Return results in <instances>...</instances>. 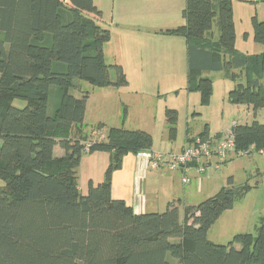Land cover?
<instances>
[{
    "label": "trees",
    "instance_id": "trees-1",
    "mask_svg": "<svg viewBox=\"0 0 264 264\" xmlns=\"http://www.w3.org/2000/svg\"><path fill=\"white\" fill-rule=\"evenodd\" d=\"M101 15L94 0H0V264H264V216L256 235L239 233L227 244L208 237L223 213L256 187L249 182L237 186L228 178L219 192L187 206L183 219L181 200L164 212L137 213L113 198V172L128 154L152 150L153 136L111 127L93 141L84 132L88 94L74 95L75 81L128 85L122 66L105 58L111 32L98 23ZM183 16L184 24L165 33L187 41L191 89L207 98L205 72L239 70L246 78L234 77L231 101L264 106V52L236 50L231 0H187ZM253 23L254 39L264 46V21ZM52 85L60 100L50 116ZM177 117L176 109H166L171 137ZM187 134V142L221 138L210 137L207 126ZM230 135L234 155L264 148V124L257 120L235 124ZM56 146L65 156L55 157ZM87 146L89 153H109L110 163L105 179L90 181L83 194L78 168Z\"/></svg>",
    "mask_w": 264,
    "mask_h": 264
},
{
    "label": "rangeland",
    "instance_id": "rangeland-1",
    "mask_svg": "<svg viewBox=\"0 0 264 264\" xmlns=\"http://www.w3.org/2000/svg\"><path fill=\"white\" fill-rule=\"evenodd\" d=\"M100 1L94 0V3L100 9L107 10L105 9V14H102V21L101 17L97 18V21L111 32L112 40L109 44L107 62L112 63L113 54L117 52L122 38L120 30L113 27L111 29L108 25V22L111 23V2L108 0V3L102 5ZM167 1L169 3L159 0L160 9L169 15L172 14L173 18L179 20L176 22H185L183 10L187 0ZM231 8L236 50L245 55L262 54L264 46L254 39L253 20L257 17L259 21H264V0H231ZM105 18L109 21L106 22ZM159 34L158 36L153 34L141 36L140 40L134 44L131 42L127 45V49L125 48V54L136 58L139 66L145 69L143 73L127 75V86L96 87L86 81H75L77 87L72 93L77 97L88 94L84 132L89 139L95 141L100 140L102 136L106 138V133L111 127L145 130L153 136L154 150L168 153L180 151L185 144L188 129L199 134L207 126L210 137H228L235 124H250L255 120L264 124V106L256 108L252 103L232 102L230 99V92L238 82L234 77L238 78L240 75L244 81L245 72L232 69L205 72L203 76L211 80V93L206 98L202 91L191 89L194 80L189 82L185 47L182 54L183 61L175 67V70L160 72V69L155 68L153 71L149 59L152 56H161L164 48L168 49V43L165 42L168 40L162 37L170 35L164 33L160 36ZM182 39L185 41V38L182 37ZM177 53H179L178 47ZM111 76L112 79L115 78L114 73ZM57 90V87H53L49 96V109L52 114L60 100L56 94ZM167 108L176 109L178 114L174 137L169 134V125L166 121ZM99 130H103L102 133H99ZM101 152L104 153L96 151L86 153L82 157L78 175L80 191L83 194L87 193L90 180H93L95 184L104 180L110 155L105 151ZM227 159L221 164L220 169L211 171L210 177L206 174L202 175L200 192L196 190L195 178L190 183H183L180 173L167 174L170 185L159 186L158 206L155 210L164 212L169 200L179 198L182 200L180 210L181 219H183L184 204H199L219 192L227 184L228 178L233 177L234 184L237 186L249 182L256 187H253L235 204L233 209L226 211L216 221L210 228L208 237L215 243L227 244L239 233L256 235L260 218L264 216V179L260 176V173H264V156L255 152L249 155L243 152L234 155L232 152ZM189 174L193 176L197 172ZM0 184H2L1 180ZM236 247L240 246L237 244Z\"/></svg>",
    "mask_w": 264,
    "mask_h": 264
},
{
    "label": "crops",
    "instance_id": "crops-1",
    "mask_svg": "<svg viewBox=\"0 0 264 264\" xmlns=\"http://www.w3.org/2000/svg\"><path fill=\"white\" fill-rule=\"evenodd\" d=\"M109 1L111 2V8H110L111 23L108 22L109 23L108 25L110 26L111 29L114 28V29L120 30V37L122 38V41H121L122 43H120V46L117 52L113 54L114 60L110 64H117V65L122 66L126 75L128 76L130 75V73L133 75H137V73H140V72L143 73L145 69L139 66L138 62L136 61V58L128 57L125 54L127 45H129L131 42H133L134 44L136 41L140 40L139 37L147 35V34H153L156 36H158L159 32L161 34H164L165 31L176 28L184 24L185 22L183 21L176 22L178 19L173 18L172 14L169 15L166 11H164L163 9H160L159 0H109ZM163 1L165 3H169V1L167 0H163ZM99 3H102V5H105L106 3H108V0H104V1L102 0ZM96 6L99 8L97 4ZM105 9L104 8L100 9L103 15L105 14ZM106 17L108 18V16ZM107 20L105 18L106 22ZM101 21H102V15H101ZM160 27H165V28H160ZM159 28L160 30H157ZM153 31H158V32H153ZM161 34L159 35L162 36ZM169 35L170 36L165 35L166 37H162L168 40V41H165L168 43V49L164 48V51H162L161 56L159 57L152 56L149 59L151 67L153 68V71L155 70V68L160 69V72H169V71L175 70V67L180 62L182 63L183 61L182 54H184V47L187 50V60L186 61H187V67L189 68L188 45H187L186 39L185 41L182 39V37L183 38L185 37L181 35H174V34H169ZM111 38H112V35H111ZM110 40L104 45V55H105L106 60H107L108 52L110 48V45H109ZM177 47H178L179 53H177ZM53 87H57V86L52 85L50 87L49 96L51 94V89ZM56 94L59 97V88ZM14 105L17 107H23L24 103L22 101H15ZM87 105H88V102H87ZM56 107H55V110H56ZM48 113L50 116L54 114V113L52 114V111H50L49 105H48ZM86 113H87V109H86ZM101 124L102 123H100V125ZM102 131L103 130H101L99 133H102ZM188 132L190 133L189 134L190 137L197 135L196 133H193L192 130L190 129L187 131V133ZM186 142H187V138H186L185 144L182 146L180 151L184 148V146L186 145ZM1 145H2V141L0 139V147ZM152 150L156 151L154 150V148ZM98 153H104V152L98 151ZM54 155L55 157H63L65 156V151L60 146H56L54 150ZM192 172H197V171L192 170L190 173ZM170 173L178 175L179 172L177 173L176 171H172L166 168L165 169H154L151 167L148 168L146 172H144L143 167H142V161L140 160V158L137 156V154L130 153L124 157L121 168L113 172L112 196L115 199L125 200L128 203V205L132 206L137 213L159 212L155 210L157 209L155 207L158 206L157 198H158V194L160 191L159 186L160 185H170V181L167 176V174H170ZM193 178L196 179V183H197L196 190L197 192H200L202 189L201 186H202L203 180L201 181V183H199V181L197 180L198 173L193 176L191 175V182L193 181ZM139 179H141L140 185H139ZM90 181L94 183L93 180H90ZM102 181L103 180H101L100 182ZM173 201H179V198L172 199V201L169 200V202H173ZM181 204H182V200H181ZM189 205L191 204H184L183 217L185 214V208ZM180 215H181V210H180ZM260 223H261V220H260Z\"/></svg>",
    "mask_w": 264,
    "mask_h": 264
},
{
    "label": "built area",
    "instance_id": "built-area-1",
    "mask_svg": "<svg viewBox=\"0 0 264 264\" xmlns=\"http://www.w3.org/2000/svg\"><path fill=\"white\" fill-rule=\"evenodd\" d=\"M103 138V136L101 137ZM89 146L86 147V153H89ZM235 151V141L232 135L221 138H203L198 135L192 142H187L184 148L179 152H159L153 150H143L137 153L142 161L143 171L148 168L169 169L179 172L183 183H190V172L196 170L198 181L201 183L202 175L210 177L211 171L220 169L223 159ZM248 151L243 154L248 155ZM258 154L264 156V148L258 151ZM139 179V185L141 183Z\"/></svg>",
    "mask_w": 264,
    "mask_h": 264
}]
</instances>
